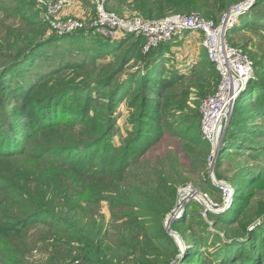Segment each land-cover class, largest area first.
Masks as SVG:
<instances>
[{
    "label": "trees",
    "instance_id": "1",
    "mask_svg": "<svg viewBox=\"0 0 264 264\" xmlns=\"http://www.w3.org/2000/svg\"><path fill=\"white\" fill-rule=\"evenodd\" d=\"M239 1L242 0H105V7L119 15L127 9L137 11L148 20L196 11L219 21ZM263 2H254L251 13L241 16L242 24L228 32V39L245 27L260 24V20L251 19L250 15L257 13L264 17V13L255 10ZM36 17L33 14L29 18L31 27L26 32H12L0 38V57H3L0 80L3 73H9L27 56L52 45L66 47L63 50H67L66 54L81 56L84 65H89L131 43L126 55H140L147 62L138 75H131L126 90L117 88L119 83L116 85L118 93H114L120 95L118 100L114 96L107 106L93 114L85 102L90 96L92 76L79 72L77 76L83 78L79 83L73 77L59 79L67 64L54 63L57 57H51L47 63L52 65L33 81L27 79L26 87L19 80L0 82V89L15 97L8 102L9 114L0 109V181L6 185L5 196L0 199V240L30 237L34 246L39 242L44 244L52 263L68 259L78 260L79 264H205L203 255H209L213 264H264V227L249 230L253 221L249 197L255 189L243 193L244 181H255L252 185L259 182L260 172L252 176L249 170L244 181L232 183L237 189L233 222L239 228L231 230L227 238L209 229V221L201 214L204 207L194 199L192 205L200 207L201 217L197 219L196 233L191 232L193 227L182 226L188 217L175 221L173 226L181 232L187 246L181 260L180 245L165 228L166 219L178 204L180 183H186L187 173H198V167L206 164L210 152V143L201 132L200 108L188 104V94L182 90L184 82H180L183 78L176 73L165 77L155 67L166 44L145 54L142 35L129 34L116 43L84 29L63 36L47 35L48 21L38 22ZM113 42L116 47L108 44ZM253 61V77L258 81L245 94L243 108L253 106L262 113L264 61ZM219 83V71L206 53L193 85L200 92L205 90L201 94L203 100L217 90ZM125 91L132 97L130 129L117 146L113 132L115 105L125 97ZM0 97H3L1 106L6 94ZM239 109L242 108L235 107V112ZM58 113L72 118L61 119ZM253 119L254 114L236 128V133L230 134L233 139L223 144L217 168L232 155L239 161L244 150L264 154L263 147L250 142L264 129ZM174 123L179 126L170 131ZM167 134L178 139V149L152 156ZM183 156L189 160L188 165ZM210 187L223 195L220 185L211 183ZM104 202H108L110 220L102 212ZM192 209L187 220L191 223L195 222L191 219L197 213L196 207ZM208 215L216 226H226L232 221L220 220L223 216L219 218L213 212ZM112 228L118 230L117 236Z\"/></svg>",
    "mask_w": 264,
    "mask_h": 264
},
{
    "label": "rangeland",
    "instance_id": "2",
    "mask_svg": "<svg viewBox=\"0 0 264 264\" xmlns=\"http://www.w3.org/2000/svg\"><path fill=\"white\" fill-rule=\"evenodd\" d=\"M54 1L56 0H0V38H5L9 33L12 34V32L15 33L26 32V30L29 27H31L28 20L33 16V14L37 16L36 18L39 20L38 22H44L45 20L48 21L49 29L47 31V35L55 34L58 36H63L65 34H68V32L66 33L65 31H62L59 28H57L55 26L56 23L55 21L65 22L69 18H77L84 22L85 28L83 29L85 32L90 33L93 36H96V34L93 32V29H91L97 20V3L95 0H73V4L71 6L64 7L60 12V14L57 15V17L52 16L50 14L48 7L49 3ZM255 1L256 0L252 2L250 8L247 9V11L243 15L251 13ZM237 3L238 2L232 4L229 8H231L233 5ZM22 8H23V13H20V9ZM255 10L257 12L264 13V2L262 4H259L258 9ZM193 12L196 11H192L190 13H185V14H191ZM122 13L123 14H120V16H125V17L132 15L143 16L141 13L137 11H132L130 9H127ZM250 16L251 19L255 17L256 19L260 20L259 22L260 24H257L254 27H250V26L245 27L244 29L235 32L234 35H232V37L229 38V41L232 45L242 48L243 50H245V52L247 51L248 53L247 52L246 53L249 54V56L251 55L250 57H252L254 60L258 59L264 61V17H261V14H257V13H252ZM206 19H213V18H206ZM53 22L55 23L53 24ZM241 24L242 21H239V23L235 27H238ZM32 27H34V25ZM98 35L100 36V38L106 41L107 40L110 42L115 41L116 43V41L126 38V36L129 34L121 33L115 35L114 37L100 35V34ZM201 39H203V37L198 34V31L196 32L190 31L182 34L181 36H177L174 39L169 40L165 43L166 45H164L163 49L160 51L161 55L158 57L157 61L155 62V67L157 69H160L161 73L165 77L174 76V73H176L178 76L181 75V78H183V80L180 82H184L182 86V90L186 94H188V104L192 108H196V109L200 108V104L202 102L201 100L204 97V96L202 97L201 94L202 92H205L204 89L201 90L202 92L198 91L199 88L193 85L196 79V73H198L201 70L202 61H204V59L206 58V53H207L205 46H201L197 44V42L200 41ZM108 44L114 45V47L117 46V44H114V42ZM130 44L131 43H126V45H124L122 48L119 47L120 49L118 48L117 51L114 52L113 54L111 55L108 54L104 56L102 59H97L93 64H89V65H84L83 61L79 59L81 56L76 57V55L66 54L67 50L63 51L66 49V47L58 48L55 45L43 47L37 50L36 52H34V54L27 56L24 62L22 61V63L12 67L9 73L8 72L3 73L4 77L0 80V82L2 80L3 82L6 81L10 82L12 80L15 83L17 80H19L22 86L26 87L25 81L27 79H29V81H33L36 77H38V75L41 72H43L46 69V67H48L50 62L49 63L47 62L51 60V57L53 58L57 57V59H54L53 61L54 63L60 64L66 62L67 64L63 69L64 70L63 73L60 74V76H58L59 79L65 77L66 80H68L69 78L73 77L76 79L75 83H79L83 79L82 77L77 76L79 72H81L82 74H90L92 76L91 78H89V80H92L90 84V96L89 99L85 98V102H88V105L91 107L92 114L97 113L102 109L104 105L107 106V104H109V101L112 100L114 96H116L114 91L116 90L115 88L118 83H119L118 85L119 87L117 88L126 90L125 88L127 86L128 79L130 80L131 78V75L134 74L138 75V72H140L142 69L145 68V64L147 60L144 61V59H142L143 57H141L140 55H137V57L126 55V50L129 48ZM55 52H57V54ZM199 56L201 57V60L198 59ZM0 59H3V57L1 56ZM2 61L3 60H0V66L3 64ZM115 61H117V63H115ZM79 68H84V69H79ZM23 70H27V71H25V73H22ZM14 77L15 79L13 80ZM256 81L258 80L255 77L248 80L241 96L238 98L235 107L240 106V108L242 109H239L237 112H235V107H234V110L229 118V121L226 124L221 134V141H220L221 148L223 144L233 139L230 136V134H233V132L236 133L237 132L236 128L240 124L244 123L246 120H249L253 114H254L253 120L254 121L257 120V122L261 123V125L264 127V112L261 113L259 110L254 109L253 106H248L246 108H243L244 106H246L244 101L245 94H247L249 90H251L253 84H255ZM115 92L118 93V89ZM3 94H6V98L4 97L0 109L3 110L5 114H9L11 112L10 110L11 107L8 106L9 105L8 102H12L15 97H13V95H11L9 91H4V89L1 88L0 96H2ZM253 94L254 93H252V95ZM118 96L120 95H117L115 97L116 98L115 100H118ZM1 98L3 97H0V99ZM131 98H132L131 94L128 93L121 101H119V104L115 105L116 109L114 113V118H116V121L113 127V132L115 134V143L117 144V146L121 145L122 140L126 138L128 135L127 134L128 129H130V126L128 125V119L130 118L131 115L130 111L132 110V108L129 105V103L131 102ZM58 115L61 119L72 118V117H67L65 115L62 116L59 113ZM198 115L201 120L200 109ZM13 119L14 118L10 120ZM0 122H1V118H0ZM178 126L179 125H176L174 123L169 130L172 131L176 129ZM1 127L2 125H0V128ZM257 135L259 137L251 139L250 142H252L253 146L256 144L261 148L262 147L264 148V129H260ZM241 136L244 135L242 134ZM165 137L166 138L163 139L161 144L157 146L155 150L152 152V156L165 154L168 150L171 149H175V150L178 149V139H175L170 134H167ZM28 146L29 143H27V147ZM183 161L187 165L189 164V160L186 159V157L184 156H183ZM216 163L214 164V167L213 166L209 167L206 156V164L204 163L203 165L198 167L197 169L198 173H193V174L187 173V175L185 176V179L187 180L186 183L184 182L180 183L179 192H178V204L169 214V216L171 214H174L175 216V218L171 221V228L176 230L173 227L174 222L183 220L188 217L187 219H185L186 221H184L182 226L184 228H186L187 226L193 227L191 231L192 233H196V230H198L197 219L201 218L199 216L200 207L197 205H192L193 199L186 197V192L182 193L184 189H186L189 186L190 187L192 186L194 189L200 192L208 193L211 196V198L221 203L220 204L221 209H218L219 211L217 210L214 213L217 216H219V218L220 216H223L221 217L220 220H225L226 218L229 221L232 220L226 226H222V225L216 226L215 225L216 222H214L213 219H210L209 215L205 217L201 212L202 217L207 218V220L209 221L210 224L209 229H211L215 233L220 234L221 236H225L226 238L228 237V234H231L232 232L231 230H238L239 228L238 223L233 222L234 218L236 217V213H234V205H235L234 199H235V195L237 194V189L233 187L234 191L230 199L226 201L221 192L217 191L216 189H212L210 187L211 183L215 184L212 174V169L214 170L215 173L214 176L217 178V180L224 181L231 186L232 183L234 182L244 181V178L248 176L249 170L253 172L252 176L254 174L258 175L261 173L262 175L261 180L259 182L254 183L253 185L252 183L255 182L253 180H249V181L247 180V182L246 180L244 181L245 189L243 190V193L248 194L255 189L253 194L251 193V196L249 197V200L251 201V208L249 210V213H252V218H253V221L249 224V230H256V227L263 228L264 227V154L257 155V153H253V151L244 150L242 151V155H239V161H236V158H234V156L232 155V158L225 159L222 161V163L220 162V166L218 168L216 166ZM203 167H205V169ZM239 168H242L243 171L239 172L238 171ZM217 171L219 172V174H217ZM208 180H210L209 184L207 183ZM5 186L6 185L1 183L0 181V199L5 196V192H6ZM180 194H182L181 202L179 199ZM195 207L197 208L196 209L197 213L194 215L193 219L191 220H195L196 223L195 222L191 223L190 221L187 220H190L192 216L191 215V212L193 210L192 208ZM101 209L102 212L105 214L107 220H110L111 215H110L108 202H104L102 204ZM165 228H166V222H165ZM112 233L113 235L117 236L118 230L112 228ZM179 233L181 234V232ZM30 240H31L30 237H26V238L15 237L5 242L0 240V264H65L66 262L70 261L68 259L65 260L63 259V260H58L56 262L54 261L52 263L50 261V252L44 249V244L39 242L37 243V245L34 246V243L31 244ZM203 258L205 264H213L211 257L209 255H203Z\"/></svg>",
    "mask_w": 264,
    "mask_h": 264
},
{
    "label": "built area",
    "instance_id": "3",
    "mask_svg": "<svg viewBox=\"0 0 264 264\" xmlns=\"http://www.w3.org/2000/svg\"><path fill=\"white\" fill-rule=\"evenodd\" d=\"M95 1L97 3V20L91 28L93 32L96 35L111 37L121 33L142 35L145 39L142 51L145 54L186 32L198 31L204 35L203 44L208 57L216 65L220 74L217 90L206 96L200 104L202 136L210 143L207 163L209 167H214L221 151L222 131L228 123L246 83L254 76L253 59L242 48L232 45L227 34L239 23L241 16L250 8L254 0L238 2L226 11L219 21L206 19L198 12L174 13L159 20H148L141 15L125 17L107 10L104 0ZM72 4L73 0H56L49 3V12L52 16L57 17L64 7ZM55 22L53 24L55 23L57 28L66 33L85 28L84 22L77 18H69L65 22ZM227 185H220L226 201L230 199L234 191L230 185ZM185 192L186 197L203 205L202 214L205 217L210 212L215 213L221 209V203L211 198L206 192H200L192 186L184 189L182 193ZM65 264H79V261H69Z\"/></svg>",
    "mask_w": 264,
    "mask_h": 264
},
{
    "label": "water",
    "instance_id": "4",
    "mask_svg": "<svg viewBox=\"0 0 264 264\" xmlns=\"http://www.w3.org/2000/svg\"><path fill=\"white\" fill-rule=\"evenodd\" d=\"M212 174H213V178H214V181H215L216 184H218V185H227L228 184V183H226L224 181L217 180V178L214 176L215 173H214V170L213 169H212ZM227 186H229V184ZM231 187L233 188V186H231ZM179 199H180V202H181V200H182V194H180V198ZM174 218H175L174 214H171L168 217V219L166 221V229H167V232L176 239V241L179 243V245L181 247V254L179 255L180 260H181L182 255H183V253H184V251L186 249V243H185V240L183 239L182 235L178 231H176V230H174V229L171 228V221ZM178 263L179 262H177V264Z\"/></svg>",
    "mask_w": 264,
    "mask_h": 264
},
{
    "label": "crops",
    "instance_id": "5",
    "mask_svg": "<svg viewBox=\"0 0 264 264\" xmlns=\"http://www.w3.org/2000/svg\"><path fill=\"white\" fill-rule=\"evenodd\" d=\"M199 35H201L203 37V39H201L200 41L197 42L198 45L204 46L203 41H204V35L201 32H198ZM202 50V48H201ZM199 60H201V57H198Z\"/></svg>",
    "mask_w": 264,
    "mask_h": 264
}]
</instances>
